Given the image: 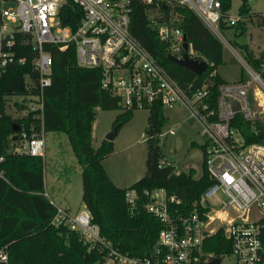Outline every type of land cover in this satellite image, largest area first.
Returning <instances> with one entry per match:
<instances>
[{"label":"built area","instance_id":"obj_1","mask_svg":"<svg viewBox=\"0 0 264 264\" xmlns=\"http://www.w3.org/2000/svg\"><path fill=\"white\" fill-rule=\"evenodd\" d=\"M134 4L145 7L168 53L178 58L183 53V34L173 8H188L217 37L221 20L225 26L238 20L223 16L219 0H0V78L14 66L29 67L22 92L0 94V116L10 115L19 126L8 138L7 152L44 156V89L51 83L52 64L46 46L60 51L70 47L78 67L98 69L100 89L115 98L122 110L149 112L154 105L162 110L184 108L199 125L202 161L211 183L188 210L162 187L125 189L129 212L140 207L160 225L143 255L120 251L100 234L87 209L70 211L44 190L41 194L54 208L48 224L73 232L86 252L93 254L90 264H209L214 258L216 264H264V146L245 144L231 125L236 113L253 121L252 103L264 95V60L257 69L241 61L248 80L205 81L198 88L192 83L179 85L131 35ZM187 45L188 56L196 58ZM228 98L237 102V111ZM174 134L167 128L158 135ZM162 157L157 158L158 166L168 164ZM4 160L0 153V190L10 183ZM219 231L226 240L220 246L213 238ZM217 246L223 248L218 255L208 250ZM0 264H10L8 245L0 246Z\"/></svg>","mask_w":264,"mask_h":264},{"label":"trees","instance_id":"obj_2","mask_svg":"<svg viewBox=\"0 0 264 264\" xmlns=\"http://www.w3.org/2000/svg\"><path fill=\"white\" fill-rule=\"evenodd\" d=\"M219 2L223 16H226L230 0ZM173 9L179 19L178 26L195 52V57L203 59L207 64L201 74L195 75L168 60L166 41L160 39L141 4H134L130 14L131 35L179 85L192 83L194 88H198L205 81L212 84L223 82L215 72L216 65L221 63L222 45L219 40L191 10L185 7ZM164 13L166 16L165 11ZM247 13L246 0L240 1L238 14L247 16ZM157 21L162 22L161 19ZM219 27L225 28L222 20ZM46 49L50 52L52 64L51 83L44 89L45 131L63 132L66 135L80 167L82 206L90 213L91 221L97 225L100 234L122 252L143 255L150 249L160 225L140 207L133 213L129 212L124 202L125 189L162 187L167 194L179 197L181 208L188 210L211 183L203 161L198 177H194L193 168L185 172H170L162 179L148 174L152 150L155 149L157 158L162 156L156 146V136L164 125V117L162 108L154 105L147 114V125L144 128L148 148L147 172L126 188L114 185L101 163L111 152V142L103 139L98 146H93L91 125L95 119L96 107L104 110H121V107L115 98L100 89L97 68H81L76 65L72 48L60 51L54 45H47ZM242 49L246 62L257 69L264 58L253 57L251 51L244 46ZM29 65L30 62L27 66ZM28 69L29 67L14 66L8 74L1 77L0 94L22 92L25 85L24 74ZM209 88L212 92L215 90L211 84ZM130 116V110H122L116 114L113 124L117 128ZM12 124L10 115L3 113L0 116V153L5 155L4 167L10 182L4 183L0 190V246L8 245L10 264H90L93 254L86 252L73 232L48 224L54 208L41 194L45 186L42 158L7 152L8 138L14 132ZM231 125L237 129L245 144L264 146L263 122L257 119L246 121L236 113ZM189 145L193 146L194 143L190 142ZM200 148L202 150V145ZM213 238L219 246L222 241L226 242L220 231ZM208 250L218 255L223 248L217 246Z\"/></svg>","mask_w":264,"mask_h":264},{"label":"rangeland","instance_id":"obj_3","mask_svg":"<svg viewBox=\"0 0 264 264\" xmlns=\"http://www.w3.org/2000/svg\"><path fill=\"white\" fill-rule=\"evenodd\" d=\"M239 4V0H230L226 15L238 20L234 26L219 28L220 37L215 36L222 45L221 63L216 65L215 72L225 82L249 79L241 62L246 63L242 46L251 51L253 57L264 58V0H246L247 16L238 14ZM252 110L253 119L264 123V95L252 103ZM94 111L91 143L96 147L116 126L113 124L114 118L122 109L104 110L96 107ZM147 114L146 109L131 111L130 118L116 128L110 141L111 152L101 161L108 177L120 188H126L147 172L146 136L141 137L147 125ZM162 115L164 125L161 132L172 128L175 134L157 135L156 146L166 162L173 167L171 172H185L193 168L194 177H198L202 163L200 145L203 142L199 125L189 118L182 107L164 109ZM45 139L46 149L41 158L44 161V182L48 195L55 203L71 211L79 209L82 206L80 167L66 135L63 132H46ZM190 142L194 145L190 146Z\"/></svg>","mask_w":264,"mask_h":264},{"label":"water","instance_id":"obj_4","mask_svg":"<svg viewBox=\"0 0 264 264\" xmlns=\"http://www.w3.org/2000/svg\"><path fill=\"white\" fill-rule=\"evenodd\" d=\"M239 1H243V0H239ZM67 19V10L64 9L63 11V20ZM182 48H183V53L181 54V56L175 57L173 55L168 54L167 58L168 60H170L171 62H173L174 64L192 72L195 75H199L201 74L207 64L204 60L202 59H197V58H191L188 56V54L186 53V49H187V42L186 39L184 37V35L182 36ZM229 103L232 106V109L234 111H237L239 108V105L237 104V102H235L232 99L228 98ZM12 129L13 131H18L19 130V126L15 123L12 124ZM115 131H116V127L114 126L104 137L105 140L107 141H111L112 138L115 135ZM16 136H13V139H15ZM173 170V167L169 164H166L164 166H158V160H157V156H156V151L155 149L152 150L151 152V157H150V163H149V171L148 174L152 177L155 178H165L168 176V174ZM147 255V254H146ZM218 261V258H214L209 264H216Z\"/></svg>","mask_w":264,"mask_h":264},{"label":"crops","instance_id":"obj_5","mask_svg":"<svg viewBox=\"0 0 264 264\" xmlns=\"http://www.w3.org/2000/svg\"><path fill=\"white\" fill-rule=\"evenodd\" d=\"M109 178H110V177H109ZM110 180L113 182V179H112V178H111ZM44 183H45V182H44ZM113 184L116 185L114 182H113ZM44 185H45V184H44ZM116 186L118 187V185H116ZM44 190L47 191V189H46L45 186H44ZM47 193H48V192H47ZM56 204H57V203H56ZM58 205H59V204H58ZM81 207H83V206H81ZM81 207H80V208H81ZM66 209H68V208H66ZM68 210H70V209H68ZM76 210H77V209H76ZM70 211H71V210H70Z\"/></svg>","mask_w":264,"mask_h":264},{"label":"bare ground","instance_id":"obj_6","mask_svg":"<svg viewBox=\"0 0 264 264\" xmlns=\"http://www.w3.org/2000/svg\"><path fill=\"white\" fill-rule=\"evenodd\" d=\"M260 95V94H259Z\"/></svg>","mask_w":264,"mask_h":264}]
</instances>
